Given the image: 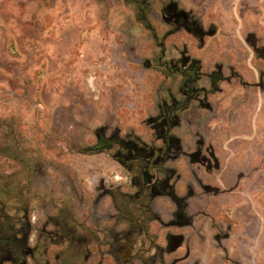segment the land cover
I'll use <instances>...</instances> for the list:
<instances>
[{"label": "rangeland", "instance_id": "rangeland-1", "mask_svg": "<svg viewBox=\"0 0 264 264\" xmlns=\"http://www.w3.org/2000/svg\"><path fill=\"white\" fill-rule=\"evenodd\" d=\"M146 1L156 39L127 0H0V197L9 199L16 217L27 216L31 238L74 218L80 243L93 236L78 257L67 245L49 244L51 264L56 256H67L69 264L97 263L86 261L87 250L99 251L102 264L122 262L125 244L115 245L112 237L128 224L116 215L109 193L133 194L130 176L111 152L85 149L95 146L99 129L161 147L146 121L180 83L179 75L166 77L158 66L162 43V61L199 62L198 87L210 90L214 71L223 79L218 92L207 95L210 107L192 102L181 113L172 134L182 154L156 174L161 182L173 172L169 185L187 197L193 222L165 228L176 207L166 195L152 200L160 223H149V232L160 247L167 233L184 238L158 262L264 264V0H175L205 32L200 40L185 30L171 32L161 18L168 0ZM198 152L212 164L213 153L218 169L192 163L190 155ZM202 185L220 193H206ZM212 223L231 224L224 228L228 255L210 240L217 231L209 229Z\"/></svg>", "mask_w": 264, "mask_h": 264}, {"label": "trees", "instance_id": "trees-1", "mask_svg": "<svg viewBox=\"0 0 264 264\" xmlns=\"http://www.w3.org/2000/svg\"><path fill=\"white\" fill-rule=\"evenodd\" d=\"M127 2L134 6L138 22L149 30L154 36V39H156L157 37L154 35V29L148 20L149 4L147 1L127 0ZM161 18L165 24L172 27V33L183 30L184 25L187 23L199 24L195 17L190 12L180 8L175 0H168L163 5L161 9ZM162 56L163 54L160 53L157 63L158 65L164 66L166 77L179 75L180 83L178 88L181 90L182 94H184V96L189 94L191 99L195 98V94L200 92L198 89V82L201 79L199 62L193 61L190 71L186 72L182 69L184 66L182 64L186 62V58L179 61L181 67L177 69L179 65L178 62L174 64V67L171 65L167 67V61H162ZM208 79L211 92H216L218 90V83L223 79L221 72H212L208 75ZM187 107V100L164 102L159 105V115L146 121L147 125L153 131L155 140L161 141V147L156 148L153 144H147L133 137H120L117 131L109 136H105L103 133L104 129H99L95 146L85 149L87 152H111L113 160L119 163L128 172L133 194L122 193L119 190L109 193L118 218H132L131 220L127 219L123 221L126 224L135 226L138 222V218H142L140 222L142 226H145L151 221L160 219L159 215L151 208L152 200L155 197L163 195L158 189L159 181L156 179V174L166 173V171H168L166 169V163L176 159L182 154L180 141L172 134V130L179 126V117L182 112L187 110ZM190 196L189 194L188 198ZM170 198L177 206L174 215L186 216L187 197L180 198L176 195H170ZM55 225L56 232L61 233V236L56 239V244L61 245L65 242L70 247L72 242L71 225L67 223L61 224V226L57 225V223ZM146 230L147 229L143 227V231ZM135 231V228H127L121 231H114V233L119 234ZM128 238L131 240L133 239L132 237ZM112 240L115 245L117 242L119 243L122 241L119 237H112ZM125 253L126 252H120L119 254L124 258H128V255ZM41 255H43V249L39 251V256L42 257ZM39 256L36 258V264H45L43 259ZM61 258L62 257H58L56 264H69L67 263L69 261L67 256ZM118 259L116 258V262H118Z\"/></svg>", "mask_w": 264, "mask_h": 264}, {"label": "flooded vegetation", "instance_id": "flooded-vegetation-1", "mask_svg": "<svg viewBox=\"0 0 264 264\" xmlns=\"http://www.w3.org/2000/svg\"><path fill=\"white\" fill-rule=\"evenodd\" d=\"M183 30H185L188 33H191L198 40H200L201 37L205 36V32L203 31L201 26H198L193 23H187L186 25H184ZM210 33L211 31H209V34ZM248 40L252 49L256 53H259L261 57H263L262 52L257 49L256 43L251 36L249 37ZM158 44L161 45L159 47L161 48V53L164 55L163 44L162 43H158ZM185 60L186 62L182 64L184 65L182 69L185 70L186 72H189L191 63L193 61L195 62L196 60H189V58L188 59L186 58ZM178 63L179 65L177 66V69H180L181 64L179 61ZM169 65L174 67V62L172 60L167 61L166 66L168 67ZM158 66L160 67L161 65ZM218 72L221 71L219 70ZM198 89L200 90V92L195 94L194 96L195 98L193 99L190 98L191 96L189 94L184 96V94H182L179 88L175 90V93L172 89H170V92L165 93L166 96L165 98L161 97L160 99L161 102L157 104V113L155 116H152L151 118H155L159 115L160 104L164 102H172L173 100H177V101L187 100L188 107L192 102H195L198 105V107L202 109H206L207 107H210V105L207 103V95L217 93L218 90L216 92H211V90H206L205 88L202 87H198ZM262 91L264 90L262 89ZM178 125H180V120ZM157 141L161 142L160 140ZM209 156L213 161V164L206 157H203L200 152L190 155L191 158L190 160L193 161L192 163H197L204 166L206 171H211L212 169H218L219 164L218 161L215 159L214 154L209 153ZM172 178H173V172L171 171L169 176L166 177V179H169L168 184H164V181H161L158 184V189L160 190V192L168 197H170V195H175L173 191L174 190L173 186L169 185ZM168 186H171V189H169ZM202 186H203V190L206 193H213L215 195H218L220 193L218 189L211 188L205 185ZM6 202H9V199L4 200L3 197H0V264H36L37 261L36 258L39 256V251L41 249H43V255H41L42 257L40 256L39 257L43 259L45 264H51L47 258L49 244L54 246H61V245L68 246V244L65 242L61 245L56 244V239H58L61 236V233L46 231V229H43L40 233L36 234L33 238H31L32 229L27 216L23 215L21 217H16V215H14L12 212L13 210L12 207L9 206V203L7 204ZM174 205L175 207H177L175 203ZM122 219L123 221H126L127 219L131 220L132 218H122ZM141 220L142 218H138V222L135 224V226L128 225V228L131 229L135 228L136 230L135 232L119 233V238H121L122 242H124L125 244V247L120 249V251L126 252L125 254L132 257L140 256L142 254L151 257V260L149 262H144L140 258H135L136 260H139V264H163L162 263L163 261L161 263L158 262V255H168L176 252L178 249L182 247L184 243V238L181 235H175V238L176 236L182 237L180 245L176 246L177 242L174 239V235H170L169 233H167L165 235V246L160 247V245L158 244L157 236L155 235L153 236V234L149 232L150 230L149 223H160V219L151 221L145 226H142L140 222ZM77 222L78 221L76 220V218L72 219V224H71L72 242L70 246V250L75 249L76 257H78L77 254L80 246L85 245L87 247L89 243L94 241L93 240L94 238L91 235L87 240L84 239L83 243H80L83 239L79 235L78 232L79 226ZM143 227L147 230L143 231ZM191 227H193V222L191 221L190 217L175 216L174 214L172 215L171 220L168 221V225H165V228H175V229L191 228ZM224 228L231 229V224L229 223L228 225H226V227L224 226L222 227V225H216V224H214L213 226L212 223L209 229H215L217 231L213 233L210 240L217 246L216 247L217 249H220L221 251L226 253V255H228V251L226 250L225 247H223V241L229 240L230 236L227 230L224 232ZM128 237H132L133 239L131 240ZM137 244L138 247H136ZM190 251H191L190 247L188 246L185 247V255H189ZM103 252L105 253V251ZM87 254L88 255L86 261L90 262L91 260L93 261L97 260V263H92V264H102L101 259H99L98 257L99 251L93 253L92 251L87 250ZM108 255H111V253H109ZM58 257L59 256H56L54 258L55 263L58 260ZM132 257L123 259V261L120 262L119 264H136L135 263L136 260L134 261L133 260L134 258ZM113 260L116 262V258H113ZM173 264H176V262Z\"/></svg>", "mask_w": 264, "mask_h": 264}, {"label": "water", "instance_id": "water-1", "mask_svg": "<svg viewBox=\"0 0 264 264\" xmlns=\"http://www.w3.org/2000/svg\"><path fill=\"white\" fill-rule=\"evenodd\" d=\"M213 33L211 32L210 33V35H212ZM168 182H169V179H165L164 180V184H168ZM168 188L169 189H171V186H168ZM174 239L176 240V246H179L180 245V242H181V240H182V237L181 236H176V238H175V236H174Z\"/></svg>", "mask_w": 264, "mask_h": 264}]
</instances>
